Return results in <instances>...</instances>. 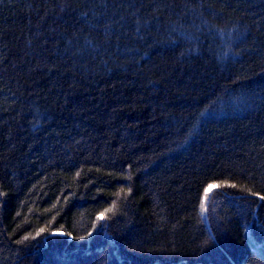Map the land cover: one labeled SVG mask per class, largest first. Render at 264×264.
<instances>
[{
	"label": "trees",
	"instance_id": "obj_1",
	"mask_svg": "<svg viewBox=\"0 0 264 264\" xmlns=\"http://www.w3.org/2000/svg\"><path fill=\"white\" fill-rule=\"evenodd\" d=\"M261 196L264 0H0V264H264Z\"/></svg>",
	"mask_w": 264,
	"mask_h": 264
},
{
	"label": "snow or ice",
	"instance_id": "obj_2",
	"mask_svg": "<svg viewBox=\"0 0 264 264\" xmlns=\"http://www.w3.org/2000/svg\"><path fill=\"white\" fill-rule=\"evenodd\" d=\"M232 186L234 187V185H232ZM213 187H215V185L209 184L208 188L205 189V198H207V196H208V189H211ZM260 198L264 199V196H261ZM204 210H205V204L202 202L201 203V212H202V214H203ZM101 215H103V214H101ZM98 219H99V217H98ZM41 231H44V230L41 229ZM26 239H27V237H26Z\"/></svg>",
	"mask_w": 264,
	"mask_h": 264
},
{
	"label": "rangeland",
	"instance_id": "obj_3",
	"mask_svg": "<svg viewBox=\"0 0 264 264\" xmlns=\"http://www.w3.org/2000/svg\"><path fill=\"white\" fill-rule=\"evenodd\" d=\"M208 191H209V189H208Z\"/></svg>",
	"mask_w": 264,
	"mask_h": 264
}]
</instances>
